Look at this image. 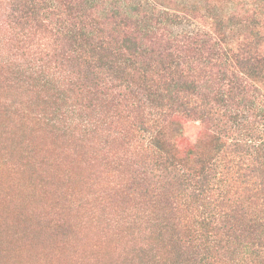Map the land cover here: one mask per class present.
<instances>
[{"label": "trees", "instance_id": "1", "mask_svg": "<svg viewBox=\"0 0 264 264\" xmlns=\"http://www.w3.org/2000/svg\"><path fill=\"white\" fill-rule=\"evenodd\" d=\"M152 1L0 0V264H264V0Z\"/></svg>", "mask_w": 264, "mask_h": 264}, {"label": "rangeland", "instance_id": "2", "mask_svg": "<svg viewBox=\"0 0 264 264\" xmlns=\"http://www.w3.org/2000/svg\"><path fill=\"white\" fill-rule=\"evenodd\" d=\"M135 4L139 5L142 8H148L153 5L152 0H131ZM163 1V0H162ZM161 1V2H162ZM177 1V8H174L173 11L178 15V21L174 24L171 25V29L174 34H179V33H193L200 29V26L202 25V22L193 17L192 13H200V15L209 20L215 15L219 16H227L231 12H233L236 9V4H234L231 0H176ZM209 23V21H207ZM224 34V35H223ZM223 38L227 43H235L238 42L240 39L241 31L237 26H229L224 29L223 33ZM256 97L258 99V107L261 105H264V88L259 89L258 92L256 93ZM263 102V103H262ZM263 107V106H261ZM260 107V108H261ZM199 126L198 123L196 122H189L183 127V136L190 142L196 143L197 142V134H198ZM168 140H170V136L166 135L165 136ZM213 141L212 140H206L205 142L200 143L199 149L201 153L203 154H208L213 148ZM13 180H8L5 184L4 187V192L5 194L2 196V199H0V205L3 203V201H6L9 197L10 194L12 193H21V190H23V182H28L27 180L23 181H15L12 182ZM3 192V193H4ZM1 193L0 195H2ZM1 197V196H0ZM17 199L12 200L13 206L11 210H15L16 207L19 205L16 202ZM7 206V205H6ZM8 215V214H5ZM72 220L75 219L76 215H70ZM96 229H91V230H85L83 231L82 237H80L81 241H79L78 244H80V247L83 245L87 246L89 244H85L84 240L92 242L91 244L93 245L94 242L97 241V237L95 234H97ZM74 246V245H73ZM73 246H64L56 251H53V255H55V260H60V255L62 254H70V263L74 264L73 258H75V253H70L71 249ZM79 247V245H76ZM79 247V248H80ZM73 257V258H72Z\"/></svg>", "mask_w": 264, "mask_h": 264}]
</instances>
